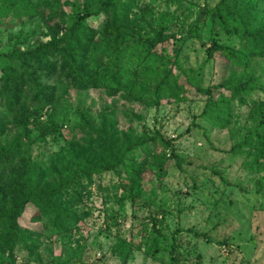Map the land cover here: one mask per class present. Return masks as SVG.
Returning <instances> with one entry per match:
<instances>
[{
  "label": "trees",
  "instance_id": "16d2710c",
  "mask_svg": "<svg viewBox=\"0 0 264 264\" xmlns=\"http://www.w3.org/2000/svg\"><path fill=\"white\" fill-rule=\"evenodd\" d=\"M162 1L164 9L157 11L156 0H0L3 29L38 19L46 39L31 43L20 30L8 34V48L0 46V264H18L20 254L23 264L39 262L44 238L72 248L66 259L55 263L51 257L48 264H81L83 229L91 217L86 203L106 188L105 175L116 180L110 178L113 192L103 202L129 201L136 209L149 207L154 197L145 195L148 172L161 183L170 164L182 170L184 159L159 130L120 129L113 104L93 115L79 97L89 90L154 109L186 101L191 93L204 98L202 115L229 129L228 153L252 176L264 210V0H218L212 6ZM205 31L202 66L185 67L184 50ZM212 60L229 69L203 87V66ZM242 107L247 111L240 123ZM132 121L138 124L140 116L132 113ZM50 141L62 144L33 156V147ZM211 173L227 185L218 170ZM148 216L137 248L180 264L176 239L168 244L162 221ZM175 231L215 242L193 228ZM133 247L119 236L113 246L123 264Z\"/></svg>",
  "mask_w": 264,
  "mask_h": 264
},
{
  "label": "rangeland",
  "instance_id": "374dc122",
  "mask_svg": "<svg viewBox=\"0 0 264 264\" xmlns=\"http://www.w3.org/2000/svg\"><path fill=\"white\" fill-rule=\"evenodd\" d=\"M149 1L140 0V3L146 4ZM217 1L182 0L186 6L189 3L212 6ZM155 6H159L157 11L164 9L162 0H156ZM65 10L68 11V8ZM39 23L38 19H26L7 31L0 26V46L8 48V34L20 30L30 36L31 43L41 38L45 30L39 27ZM208 42L209 35L205 31L199 39L188 45L182 56L185 67L197 69L202 66ZM228 69L220 60L205 64L202 71L203 87L217 82L221 73ZM70 94V100L75 103L77 92L72 90ZM79 97L84 105L91 106L93 115L104 106L113 104L120 129L133 126L140 130L145 126L149 131L159 130L164 138L172 141L185 161L182 170L170 164L161 183L156 181L153 173L148 172L146 181H149V185L145 195L151 192V196H154L149 207L139 206L134 209L129 201L119 204L111 200L103 202V195L111 196L113 192L109 185L110 178L116 180L114 176L105 175L102 184L106 188L95 193L86 203L91 209V217L85 220L83 229L87 247L84 250L82 247L76 249L78 252L83 250L81 264H123L113 248L118 236L134 245L124 264H166L165 257L160 260L159 255L152 257L144 251V247L137 248L144 232L143 226L150 224L148 214L162 221V234L168 244L172 238L176 239L180 264H264V210L260 208V200L254 194L252 176L243 170L239 157H231L228 153L232 145L229 129L214 127L207 116L202 115L204 98L191 93L186 101L154 109L137 103H126L119 96L111 98L102 90L81 92ZM246 111V107L237 111L240 123H243ZM132 113L140 116V124L130 122ZM71 121L76 120L71 118ZM61 144L50 141L43 148L33 147V156L38 157L40 153L46 156L56 151ZM161 150L158 145L157 151ZM168 154L165 151V155ZM212 169L226 177V186L220 182L219 176L211 173ZM194 181L196 188L193 187ZM28 214L22 218V226L26 225ZM109 216L112 219L108 226L106 220ZM114 222H117V226ZM177 228H193L207 234L215 242L208 243L184 231L177 233ZM42 243L40 260L32 264H48L51 257L56 263L66 259L72 252V248L61 249L57 245L47 244L45 238ZM24 258L20 254L18 264H23Z\"/></svg>",
  "mask_w": 264,
  "mask_h": 264
}]
</instances>
